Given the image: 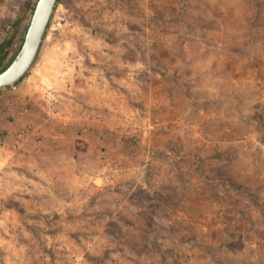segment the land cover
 Instances as JSON below:
<instances>
[{
	"label": "rangeland",
	"instance_id": "1",
	"mask_svg": "<svg viewBox=\"0 0 264 264\" xmlns=\"http://www.w3.org/2000/svg\"><path fill=\"white\" fill-rule=\"evenodd\" d=\"M0 264H264V0H57L0 88Z\"/></svg>",
	"mask_w": 264,
	"mask_h": 264
},
{
	"label": "water",
	"instance_id": "2",
	"mask_svg": "<svg viewBox=\"0 0 264 264\" xmlns=\"http://www.w3.org/2000/svg\"><path fill=\"white\" fill-rule=\"evenodd\" d=\"M57 0H36L22 42L10 63L0 71V88L26 74L35 60Z\"/></svg>",
	"mask_w": 264,
	"mask_h": 264
},
{
	"label": "trees",
	"instance_id": "3",
	"mask_svg": "<svg viewBox=\"0 0 264 264\" xmlns=\"http://www.w3.org/2000/svg\"><path fill=\"white\" fill-rule=\"evenodd\" d=\"M57 2V1H56ZM33 10V9H32ZM54 10V9H53ZM23 39V38H22ZM22 42V41H21ZM21 44V43H20ZM20 44L19 46L11 53V55L7 58V51L5 48H1L0 49V71L3 70L9 63L10 61L13 59V57L15 56L17 50L19 49L20 47ZM25 76L22 75L16 82H14L13 84L7 86V87H3V88H8V87H12V86H15L16 84H18L22 79L23 77Z\"/></svg>",
	"mask_w": 264,
	"mask_h": 264
},
{
	"label": "built area",
	"instance_id": "4",
	"mask_svg": "<svg viewBox=\"0 0 264 264\" xmlns=\"http://www.w3.org/2000/svg\"><path fill=\"white\" fill-rule=\"evenodd\" d=\"M103 172H113L116 174H119L123 171V169L120 167L119 163H116L115 160L113 161H106V163L104 164V167L102 168ZM108 177H103L102 180H105L107 183L112 182V178L107 179Z\"/></svg>",
	"mask_w": 264,
	"mask_h": 264
}]
</instances>
